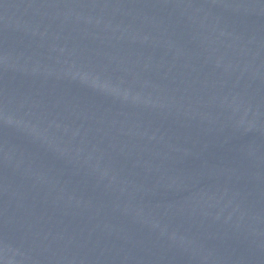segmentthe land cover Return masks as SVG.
I'll return each instance as SVG.
<instances>
[{
  "label": "water",
  "instance_id": "obj_1",
  "mask_svg": "<svg viewBox=\"0 0 264 264\" xmlns=\"http://www.w3.org/2000/svg\"><path fill=\"white\" fill-rule=\"evenodd\" d=\"M0 96L148 264H264V0H0Z\"/></svg>",
  "mask_w": 264,
  "mask_h": 264
}]
</instances>
